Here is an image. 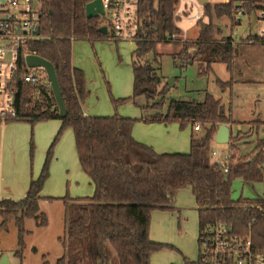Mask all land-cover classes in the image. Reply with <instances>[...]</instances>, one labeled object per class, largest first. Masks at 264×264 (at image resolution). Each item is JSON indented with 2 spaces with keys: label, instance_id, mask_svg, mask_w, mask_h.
I'll return each instance as SVG.
<instances>
[{
  "label": "trees",
  "instance_id": "1",
  "mask_svg": "<svg viewBox=\"0 0 264 264\" xmlns=\"http://www.w3.org/2000/svg\"><path fill=\"white\" fill-rule=\"evenodd\" d=\"M88 1L37 0L40 36L27 41L24 50L52 63L66 114L59 115L51 87L18 81L14 96L16 115L0 119V123L25 121L33 125L41 120L59 119L60 126L24 196L18 200L0 199V228H6L7 220L13 217L21 247L25 218L33 217L38 225L46 224V215L39 208V193L49 175L52 147L61 132L70 127L79 165L93 182L94 192L84 197H61L65 206L63 251L55 264H150L151 253L165 246L149 238L150 213L155 209H173V192L184 186L190 188L194 197L199 226L223 221L233 233L249 235L256 250L264 254V194L237 199L230 196L235 177L247 182L264 181V136H257L252 149L240 154V142L234 143L235 136L230 133L228 169L223 173L218 163L210 160L209 143L220 123L231 126L236 121L225 112L220 99L209 92L200 101L167 100V84H161V76L153 65V61H158L156 45L170 42L180 44L172 58L181 70L194 62L198 64V74L210 71L214 62H222L231 70L235 42L231 36L220 34L217 20L227 17L231 24H236L234 3L246 1L249 9L263 6L264 0L207 2L203 6L206 21L197 20L195 38L182 41L171 37L180 31L173 16L178 0H138V28L131 52L132 94L111 100L116 106L143 96V115L139 119L143 122L177 121L181 127L199 123L203 132L191 136L187 152H156L135 140L131 127L136 119L116 112L107 116L83 114L85 77L72 64V41L85 39L93 43L109 38L107 33L98 31L104 20L101 15L86 17ZM254 42L264 40L255 38ZM150 52L154 54L153 60L147 59ZM216 82L222 90L230 84L229 80ZM259 123L263 122L256 124ZM15 254L20 256V250Z\"/></svg>",
  "mask_w": 264,
  "mask_h": 264
},
{
  "label": "rangeland",
  "instance_id": "2",
  "mask_svg": "<svg viewBox=\"0 0 264 264\" xmlns=\"http://www.w3.org/2000/svg\"><path fill=\"white\" fill-rule=\"evenodd\" d=\"M218 1L209 0L210 3ZM178 3H180L179 7ZM178 3L176 10L180 13V18L176 19V25L186 30L185 36L188 40L194 39L198 25L188 17L195 12V9L190 6L188 0H178ZM255 16L254 13L243 15L236 24H231L227 17L217 20L220 34L231 36L235 42L236 52L231 70H227L222 62L212 63L211 70L202 74H198L196 62L188 64L181 70L174 64L172 58V52H177L180 44L174 45L170 42H159L156 45L155 50L159 53L158 61H153L157 72L167 84L165 93L167 100L175 98L200 101L205 92L220 99L225 112L236 121L233 125L234 143L240 142L241 154L249 152L254 145L253 142L248 143L241 139H249L251 135L255 138L259 135L258 130L264 129V127L260 128L262 123L256 124L257 121L264 123V42L243 41L248 34L259 29V24L254 20ZM202 21H206V18ZM126 42L130 45L134 44L132 40ZM153 57V52L148 53L147 59L153 60ZM218 78L221 82L229 80L230 84L228 83L222 90L216 82ZM106 89L110 94L109 83L106 84ZM140 97L143 99V96ZM249 121L256 123H251L245 129H237L238 126ZM7 122L20 124L16 126L15 131L2 128L4 130L0 135L5 144L2 153L0 152V199L8 197L17 199L22 198L24 193L19 180L22 175L29 177L33 175V178L37 176L46 151L58 131L60 120H41L33 125L25 121ZM3 123L6 122L0 123V128ZM211 150H215L216 155L212 156ZM227 154L228 142L219 143L214 138L210 141L211 161L220 160ZM46 180L42 193L44 196L53 197L39 199L40 211H43L47 218L46 224L38 225L35 218H25L23 227L26 232L22 237L21 247L13 217L7 220L6 228H0V253L7 256L9 264H41L43 261L47 264H55L63 251L61 240L64 235L65 206L61 197L90 196L94 192V185L89 176L79 166L74 135L70 127L61 132L52 147L49 175ZM263 190V182H247L241 177H235L231 181L230 196L232 199L253 198L261 196ZM172 205L173 209H155L150 213L149 238L165 244L151 253L150 264H186V262L191 264L197 259V236L200 226L194 197L188 186L173 192ZM17 250H20V256L15 254Z\"/></svg>",
  "mask_w": 264,
  "mask_h": 264
},
{
  "label": "built area",
  "instance_id": "3",
  "mask_svg": "<svg viewBox=\"0 0 264 264\" xmlns=\"http://www.w3.org/2000/svg\"><path fill=\"white\" fill-rule=\"evenodd\" d=\"M103 23L107 27L109 39L116 41L135 40L138 28V0H100ZM209 1V0H208ZM195 12L188 17L197 22L205 18L203 5L196 0H188ZM228 3L229 0H219ZM234 3V2H233ZM180 3H178L179 7ZM246 1L233 4V21L239 22L243 15L254 13L259 29L250 33L243 41L253 42L255 38L264 40V5L247 8ZM39 5L37 0H0V119L14 117L16 107L14 96L18 81L31 85L50 87L46 72L41 66H28L25 62L26 43L39 37ZM174 18H180L175 10ZM180 29V28H179ZM37 31V32H36ZM186 30L180 29L171 37L185 40ZM195 130L200 129L194 123ZM212 156L216 155L211 150ZM223 173L227 172L228 154L216 160ZM198 256L192 264H264V254L257 251L249 235L233 233L223 221H210L199 227L197 236Z\"/></svg>",
  "mask_w": 264,
  "mask_h": 264
},
{
  "label": "crops",
  "instance_id": "4",
  "mask_svg": "<svg viewBox=\"0 0 264 264\" xmlns=\"http://www.w3.org/2000/svg\"><path fill=\"white\" fill-rule=\"evenodd\" d=\"M126 41H116L109 38L95 40L93 43L85 39H75L72 41V64L80 68L85 77V90L87 93L81 102L83 114L86 116H107L116 112L119 115L136 119L131 127V134L135 140L151 146L156 152H187L191 136H200L202 134L201 128L195 130L191 124L181 127L177 121L143 122L139 120L143 115L140 106L145 102L144 97L142 99V97L137 96L134 100L119 102L116 106L112 102L111 97L121 99L130 96L133 88V72L130 56L131 50L135 48V42L133 41L134 44L130 45ZM108 83L111 90L110 94L106 89V84ZM161 84H164L163 77H161ZM18 124L20 123H3L0 128V135L2 130H4L2 128H9V131H15L14 129ZM250 124L245 123L242 126H238L237 129L248 128ZM233 125L235 124L229 126L232 135ZM262 127H264V123L260 125V128ZM258 133L259 137L264 136V129H259ZM252 136L249 139L241 140L254 143L257 136L255 138ZM8 144L7 142V146ZM4 146V140L2 141L0 138L1 153ZM31 178H33V175L32 177L22 175L21 180H19V183L23 186L22 193L23 191L25 193V187L28 186ZM46 181L39 193L42 198L48 196H44V193H42ZM20 198L14 199L18 200Z\"/></svg>",
  "mask_w": 264,
  "mask_h": 264
},
{
  "label": "water",
  "instance_id": "5",
  "mask_svg": "<svg viewBox=\"0 0 264 264\" xmlns=\"http://www.w3.org/2000/svg\"><path fill=\"white\" fill-rule=\"evenodd\" d=\"M196 1L202 4L203 6L207 2H209L208 0H196ZM102 14H103V8L100 0H90L85 4L86 17H93ZM98 31L101 32L102 34H106L107 27L105 25H101L98 28ZM25 62L28 66H41L44 68L47 78L50 82V87L52 89L53 95L55 97L58 113L61 117H63L66 114V109L63 104L61 92L59 89V84L52 63L36 54H27L25 57ZM229 136H230L229 126L225 123H220L215 131L214 140L219 143H226L229 141ZM0 264H9V260L5 254L0 255Z\"/></svg>",
  "mask_w": 264,
  "mask_h": 264
}]
</instances>
